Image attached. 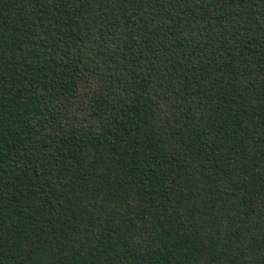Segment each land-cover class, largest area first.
<instances>
[{"label": "trees", "instance_id": "obj_1", "mask_svg": "<svg viewBox=\"0 0 264 264\" xmlns=\"http://www.w3.org/2000/svg\"><path fill=\"white\" fill-rule=\"evenodd\" d=\"M0 264H264V0H0Z\"/></svg>", "mask_w": 264, "mask_h": 264}]
</instances>
